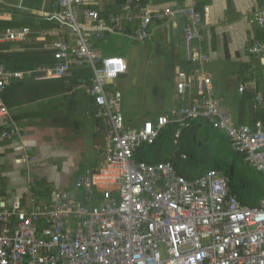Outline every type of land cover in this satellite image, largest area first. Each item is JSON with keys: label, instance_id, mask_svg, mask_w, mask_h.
Masks as SVG:
<instances>
[{"label": "built area", "instance_id": "obj_1", "mask_svg": "<svg viewBox=\"0 0 264 264\" xmlns=\"http://www.w3.org/2000/svg\"><path fill=\"white\" fill-rule=\"evenodd\" d=\"M147 1L123 0L119 11L101 16L88 6L89 0H51L49 10L38 14L54 25V62L32 73L39 79H62L73 67L89 68L84 90L103 124L105 158L94 172L86 170L70 188L54 192L50 202L39 203L33 194L25 207L19 199L0 198V264H264V197L258 206L248 207L230 192V179L221 171L186 179L170 160L148 164L135 159L140 148L154 145L169 126L174 155L183 130L201 120L219 130L264 181V122L237 126L220 113L212 82L202 76L209 58L194 47L202 28L200 14L192 5L157 14L147 9ZM153 18L184 20L185 58L199 69L176 76L175 90L185 106L170 117L128 128L121 93L108 89L126 74V60L103 56L96 45L108 35L143 41ZM251 23L264 31V9L252 15ZM3 33L0 42L23 41L30 34L28 29ZM246 52L255 62L240 73L237 92L242 96L249 91L250 100L264 112V43L254 41ZM22 76L0 65V91ZM0 117L9 118L0 137L19 141L13 147L16 163L29 176L35 158L20 143L22 131L1 104Z\"/></svg>", "mask_w": 264, "mask_h": 264}, {"label": "crops", "instance_id": "obj_2", "mask_svg": "<svg viewBox=\"0 0 264 264\" xmlns=\"http://www.w3.org/2000/svg\"><path fill=\"white\" fill-rule=\"evenodd\" d=\"M50 3L0 0V21L9 24L6 29L0 28V34L22 29L30 33L23 41L0 42V65L23 74L0 91V104L22 131L20 143L26 153L35 158L27 176L13 151L19 141L0 137V198L9 202L19 199L25 207L33 194L39 203L50 202L54 192L70 188L86 170L94 172L105 158L103 124L95 118L96 108L84 90L89 85V68L73 67L62 79L44 80L32 73L54 62V25L38 16L49 10ZM122 3L89 0L88 6L106 16L108 10L119 11ZM145 5L157 14L178 5H192L199 12L202 28L194 47H200L209 58L201 67L202 76L210 78L220 99L221 114L231 116L237 126L252 125L257 118L256 106L248 99L241 105L237 88L242 70L255 62L246 47L254 41L264 43V31L251 23L252 15L264 9V0H148ZM184 23L180 18L164 22L153 18L150 34L143 41L128 34L115 35L126 48L120 51H108L103 45L106 41L97 43L96 49L103 56L126 60V74L108 89L121 93L122 117L128 128H140L158 116L170 117L172 111L186 105L176 93V76L179 72L190 76L196 69L185 58ZM110 36L114 35L106 39ZM198 121H192L190 127ZM8 124V117H0V133Z\"/></svg>", "mask_w": 264, "mask_h": 264}, {"label": "trees", "instance_id": "obj_3", "mask_svg": "<svg viewBox=\"0 0 264 264\" xmlns=\"http://www.w3.org/2000/svg\"><path fill=\"white\" fill-rule=\"evenodd\" d=\"M28 22L30 23L29 19ZM49 25L52 26V24ZM8 26L9 24L6 22L0 21V28L6 29ZM32 26L33 24L31 23V27ZM250 98L251 93L246 91L242 95L241 105H243V102L247 99L250 100ZM255 111V114H257L256 121L258 119L264 120V112L258 110L257 107ZM204 124L207 123L198 121V124L189 129L187 134L182 133L183 135L177 140V151L174 155H172V151H174L175 148L173 135L172 131L170 132L169 130L172 126H169V129H166L161 135L162 138L160 137L161 139L159 142L156 141L154 145L146 146L147 148H140L135 154V159L148 164L170 160L178 173L186 179L203 176L211 170L221 171L230 179V192L236 196L243 205L248 207L258 206L260 199L264 197V181L261 174L248 165L239 167L238 160H241V157L230 148L227 138L222 134L220 136L216 135V133L220 131L214 129L211 125L209 126L210 129L215 132L214 136L209 137L205 134L203 139L198 140L197 129ZM183 136H185L184 142H186V144L180 146ZM215 137L220 139L219 142L216 143V140H214ZM221 143H223V146ZM159 151H162V153L164 152V154H158ZM227 151H230L233 157L229 158ZM242 180L246 182L243 183Z\"/></svg>", "mask_w": 264, "mask_h": 264}, {"label": "rangeland", "instance_id": "obj_4", "mask_svg": "<svg viewBox=\"0 0 264 264\" xmlns=\"http://www.w3.org/2000/svg\"><path fill=\"white\" fill-rule=\"evenodd\" d=\"M1 6V5H0ZM260 10H262V9H260ZM259 11V10H258ZM116 37L117 36H110L108 39H106L105 41V44H103V45H106V47H107V50L108 49H113V50H116V51H120L121 50V47L122 48H124V49H126L125 48V46H123V43H122V41H120V40H117L116 39ZM126 47H127V45H126ZM109 51V50H108ZM110 55H114V54H110ZM195 67V69H198V67L197 66H194ZM115 82H117V80H115L114 81V83ZM196 124H198V122H194V123H192V125L194 126V125H196ZM179 126L177 125L176 126V129L178 128ZM167 129H169V128H167ZM175 129V128H174ZM189 129H191V127L190 128H187V129H185V130H183V134H187L188 133V130ZM170 130V132H171V129H169ZM197 132H198V136H197V139L198 140H201V139H203L204 137H205V134L206 135H208L209 137H213L214 136V131L213 130H211L210 129V126L208 125V124H204L203 126H201V127H198V129H197ZM208 133V134H207ZM182 134V135H183ZM222 133H220V132H217L216 133V135L217 136H220ZM223 135V134H222ZM224 136V135H223ZM225 137V136H224ZM226 138V137H225ZM184 140H185V136H183V140H182V142H181V144H180V146L181 145H185L186 144V142H184ZM214 140H216V143L217 142H219V138L218 137H215V139ZM221 145L223 146V143H221ZM195 146H197V145H195ZM144 148H147V147H144ZM165 152H167V151H165ZM227 153H228V155H229V158H231V157H233V155H232V153L230 152V151H227ZM158 154H164V152L162 153V151H159V153ZM169 155V154H168ZM170 155H171V152H170ZM238 165H239V167H244V166H246V164H245V162L244 161H242V160H238ZM242 182L243 183H245L246 181L245 180H242ZM98 196V195H97Z\"/></svg>", "mask_w": 264, "mask_h": 264}]
</instances>
